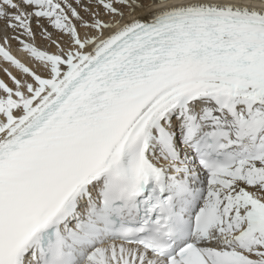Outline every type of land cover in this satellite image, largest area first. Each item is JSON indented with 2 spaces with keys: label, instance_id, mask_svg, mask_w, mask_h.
<instances>
[{
  "label": "snow or ice",
  "instance_id": "6c2138e0",
  "mask_svg": "<svg viewBox=\"0 0 264 264\" xmlns=\"http://www.w3.org/2000/svg\"><path fill=\"white\" fill-rule=\"evenodd\" d=\"M0 264H264V0H0Z\"/></svg>",
  "mask_w": 264,
  "mask_h": 264
}]
</instances>
